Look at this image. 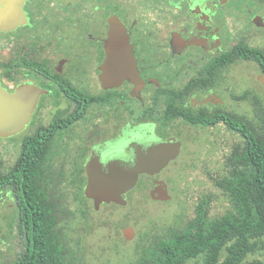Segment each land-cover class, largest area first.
<instances>
[{"label": "flooded vegetation", "instance_id": "flooded-vegetation-1", "mask_svg": "<svg viewBox=\"0 0 264 264\" xmlns=\"http://www.w3.org/2000/svg\"><path fill=\"white\" fill-rule=\"evenodd\" d=\"M113 24L136 71L106 86ZM263 112L264 0H0V264H29L46 240L72 264L89 202L125 205L136 187L96 208L101 160L174 138L137 174L151 189L188 130L231 114L259 128Z\"/></svg>", "mask_w": 264, "mask_h": 264}, {"label": "trees", "instance_id": "trees-1", "mask_svg": "<svg viewBox=\"0 0 264 264\" xmlns=\"http://www.w3.org/2000/svg\"><path fill=\"white\" fill-rule=\"evenodd\" d=\"M262 117L259 128L246 126L237 114L223 117L239 138L214 179L228 199L226 210L209 216L201 197L193 217L142 238L134 264H264V112ZM30 251L29 264H65L47 240Z\"/></svg>", "mask_w": 264, "mask_h": 264}, {"label": "rangeland", "instance_id": "rangeland-1", "mask_svg": "<svg viewBox=\"0 0 264 264\" xmlns=\"http://www.w3.org/2000/svg\"><path fill=\"white\" fill-rule=\"evenodd\" d=\"M188 132L191 139L187 140L181 159L159 176L167 184L170 198L152 199L151 178H144L135 183L125 205L103 204L94 209L89 202L87 226H73L70 233L72 264H134L142 238L193 217L201 197L207 198L209 216L226 210L228 199L214 179L225 170L224 155L239 138L222 125ZM131 223L136 225L135 233L125 238L122 228Z\"/></svg>", "mask_w": 264, "mask_h": 264}, {"label": "water", "instance_id": "water-1", "mask_svg": "<svg viewBox=\"0 0 264 264\" xmlns=\"http://www.w3.org/2000/svg\"><path fill=\"white\" fill-rule=\"evenodd\" d=\"M17 1L19 0H14V2ZM111 38L112 40L108 42L117 45L119 43L121 48L113 50V52H116V57L110 55L109 63L105 67L104 84L106 86L117 84V81L114 80L118 78L130 77L133 79L136 71L135 65L131 64L129 58L124 56L125 39L115 24L112 25ZM117 59L120 60L117 61ZM178 144L179 142L174 138L157 140L150 145L136 146L130 154L120 155L105 161L101 160L100 176L91 172L86 189L88 196L94 199V206L97 208L101 200L108 201V199H114L115 202L120 203V200L113 197L120 194L121 191L128 190L133 184L135 185L139 170H147L148 167L159 162L163 155L168 154ZM110 192L112 193L111 196ZM149 193L154 200H167L170 198L167 184L164 181H156ZM134 230V225L124 228V237L130 238L133 236Z\"/></svg>", "mask_w": 264, "mask_h": 264}]
</instances>
